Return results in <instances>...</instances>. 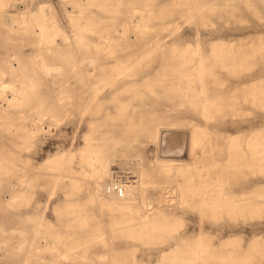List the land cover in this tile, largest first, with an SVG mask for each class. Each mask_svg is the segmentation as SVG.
<instances>
[{"label": "bare ground", "instance_id": "6f19581e", "mask_svg": "<svg viewBox=\"0 0 264 264\" xmlns=\"http://www.w3.org/2000/svg\"><path fill=\"white\" fill-rule=\"evenodd\" d=\"M65 1L71 3V9L67 12L71 18L81 15L77 11L78 7L85 10L88 6L97 4L107 10L114 30L134 32L135 36L104 35L93 39L83 35L79 28L68 31L62 22L64 19L60 21L49 0H40L35 8L28 0H0V118L3 120L0 127L8 131H24L17 137L20 138L21 149H28L30 139L39 131L49 128L74 111L80 115V119L92 114L98 111L100 104L109 95L111 99L119 100L123 108L132 98L139 96L141 87L153 89L156 81L171 82L169 86L163 87L174 90L175 96L181 101L188 100L193 106H197L204 118L201 122L191 119L185 123L155 119L144 128L149 139L159 149L155 162L158 163L157 169L160 172L193 169L186 185H193L194 194H198V199L193 204L198 214V229L191 243L187 240L180 243L188 245L178 253L184 254L180 264H201V259L204 264H227V257L221 258L212 237L203 235V217L217 211L235 214L263 210L264 178L254 179L260 181L259 189L243 187L223 192V185L236 173L244 154L232 142L228 144L229 150L226 153L218 142V150L214 149V145L209 147L212 143L206 119L210 111L219 105L221 98L218 97L225 92H231L233 98L242 95L243 100L249 104H264V69L258 72L248 71L241 76L239 74L229 80L225 88L219 89L218 75L212 71L213 63L208 61V53L201 52L198 43L190 41L187 45L178 47L182 44L169 41L164 45L170 49L158 54L161 56L159 65L162 71H142V62L160 48V42L146 40L144 44L146 37H141L142 45L139 50H135L140 41L137 33L143 31L152 14L150 4L139 0ZM170 2L179 5L187 19L197 18L207 7L215 5L213 0ZM20 5L23 6L21 9ZM58 33L65 39L59 45L50 44ZM28 40L34 41L38 46L41 43L49 45L42 55L37 51L35 55L38 59L33 57L26 63L21 50L24 41ZM125 48L132 50L125 51ZM44 53L47 54L46 57ZM217 57L221 67L226 66L233 71H238L237 66L240 64L248 66L256 58L249 51L231 56L223 53ZM166 66L170 68L166 70ZM50 81L54 90L42 94L40 86L47 85ZM126 92L128 96H125ZM123 93L124 97H121ZM131 106L130 111L119 112L118 115L130 118L134 116L135 107L140 105L132 103ZM13 108L22 109V114L15 116ZM86 137V147L77 160L79 169L72 164L74 156L70 148L64 149L57 156L59 159L56 163L57 170L52 174L51 193L64 177L71 178L73 184H76L77 176L82 174L90 179V200L121 212L122 217L115 225L128 228L137 225L143 232H151L156 227L166 225L167 214L162 209L171 203L186 201L183 194L188 188L181 182L164 186L150 184L148 169L140 171L137 179L132 171L119 169L126 172V176L122 190L118 192L111 187L114 172L118 168L112 169L109 179L108 172L110 166L115 164V157L125 155L127 148L112 147L109 151L99 149L94 153L87 147L90 135L87 134ZM10 153L11 155L5 154L0 147V183L7 178L12 182L7 196L1 192L0 187V253L4 249L16 256L18 261H0V264H62L66 259L71 264H123L121 251L113 246L104 251L89 253L90 243L106 241L104 231H90L77 238L72 233L64 234L53 228L46 229V218L43 212L37 210L30 216L29 223L23 218L11 221L4 216L1 213L3 207L15 205L30 193L29 187L38 172V167L32 164L28 155L24 157L21 151L13 150ZM246 153V164L249 167L258 166L264 171V135H252L248 139ZM218 163H221L223 172L220 174L221 171H218L221 175L220 182L219 179L218 182L211 180L209 172L210 165ZM175 164L178 166L175 167ZM16 165L22 166L21 172L17 173L12 168ZM67 241L70 245H66ZM107 242L109 243L108 239Z\"/></svg>", "mask_w": 264, "mask_h": 264}, {"label": "rangeland", "instance_id": "374dc122", "mask_svg": "<svg viewBox=\"0 0 264 264\" xmlns=\"http://www.w3.org/2000/svg\"><path fill=\"white\" fill-rule=\"evenodd\" d=\"M39 1L28 0L33 8ZM49 1L60 17V21L64 19L62 22L65 24H62L68 31L79 28L83 35L93 39L104 35H134V32L124 33L121 30H114L107 10L100 5L92 4L85 10L78 7L77 11L82 16L71 18L67 14L71 9V3L65 0ZM139 1L150 4L153 9L147 25L143 31L137 33L140 41L135 50H139L142 45L141 37H146L143 40L144 44L146 40L160 42L157 52L142 62V71H162L159 65L161 56L158 54L170 49L169 46L164 45L169 41L182 44L178 47H183L190 41L198 43L201 52L208 53V61L213 63L212 71L218 75L219 89L225 88L229 80H233L239 74L241 76L248 71L258 72L264 69V0H213L215 5L207 7L199 17L193 19H187L183 9L179 5H173L171 0ZM22 7L20 5L19 9ZM64 39L61 33L55 34L50 44L59 45ZM48 45L41 43L38 46L34 41H24L21 55L28 63L33 57L38 59L35 55L37 51H40V55L43 51L46 52ZM131 50L125 48V51ZM246 51L256 58L248 66L241 64L237 66L238 71L229 70L226 66L223 68L218 63L217 56L223 53L231 56ZM44 55L47 56L46 53ZM169 68L170 66L165 67L166 70ZM170 83L156 81L153 89L141 87L139 96L132 98L123 108L119 100L111 99L109 95L100 104L98 111L92 114L84 115L85 117L80 119V115L74 111L63 117L64 119L51 124L49 128L45 127L44 130L39 131L34 138L30 139L31 145L28 149H21L20 138L17 137L24 131L18 129L8 131L0 127V147L4 153L11 155L10 150L21 151L24 157L28 155L32 164L38 167L36 177L29 187L30 193L15 205L3 207L1 213L11 221H19L23 218L26 223H29L30 216L34 210H37L43 212L46 218V225H48L46 229L53 228L64 234L72 233L77 238L85 236L90 231H104L106 241L90 243L89 253L104 251L107 247L113 246L121 251L123 264H180L184 254L178 253L188 246L180 245V243L184 242L183 240L191 243L198 229V214L193 207L198 194H194L193 185L188 187L186 185L192 176L193 169L160 172L157 169L158 163L155 162L159 149L155 142L149 139L144 128L155 119L161 122L185 123L191 119L201 122L204 118L197 106H193L188 100L181 101L175 96L174 90H166L163 87L169 86ZM40 87L42 94L54 90L51 81ZM128 95L126 92L125 96ZM121 97H124V93ZM218 98H221L219 105L210 111L206 119L212 143L209 147L214 145V149L218 150V142L222 144L226 153L229 150L228 144L232 142L240 153L244 154L236 173L223 185V192L243 187L259 189L261 183L254 179L264 178V171L258 166L249 167L246 164V155H248L246 151L248 139L252 135H264V121H262L264 104H249L243 100L242 95L233 98L231 92L222 93ZM132 103L140 105L135 107L134 116L130 118L118 115L119 112L130 111ZM12 110L15 116L22 114V109L13 108ZM161 116L167 117L160 118ZM2 121L0 118V123ZM87 134L90 135L87 147L94 153L99 149L109 151L112 147L127 148L125 155L115 157L114 166L109 168L108 179L114 168L132 171L136 176L135 179L138 178L140 171L148 169L150 184L164 186L181 182L185 188H188L183 194L186 201L171 203L162 209L167 214L166 225L156 227V230L151 232H143L137 225L129 228L115 225V222L122 217L121 212L110 210L90 200L89 195L92 192L90 179L82 174L77 176L76 184H73L71 178L64 177L51 193L52 174L57 170L56 163L59 159L57 156L64 149L70 148L74 156L72 164L79 169L77 160L86 147ZM177 166L175 164V167ZM220 166L221 163L215 166L210 165L211 180L221 181L220 174L223 172ZM12 168L17 173L22 171L20 165ZM218 171H221L220 174ZM10 182L7 178L0 183L1 192L5 196L9 194L8 189L12 184ZM172 194L169 193V195ZM202 226L205 232L203 235L212 237V242L221 253V258L227 257V264H264V209L255 213L213 212L203 217ZM66 245L70 243L67 241ZM0 261L8 263L18 261V258L3 249L0 253ZM62 264H71V262L66 259L62 261ZM201 264H204L202 259Z\"/></svg>", "mask_w": 264, "mask_h": 264}, {"label": "built area", "instance_id": "2783aa9c", "mask_svg": "<svg viewBox=\"0 0 264 264\" xmlns=\"http://www.w3.org/2000/svg\"><path fill=\"white\" fill-rule=\"evenodd\" d=\"M125 176H126V172L119 169L115 170L113 176V183L111 184L112 189L121 192L122 184L124 182Z\"/></svg>", "mask_w": 264, "mask_h": 264}]
</instances>
